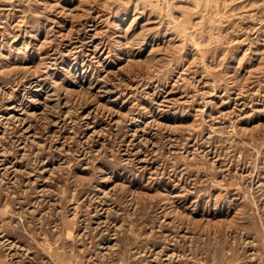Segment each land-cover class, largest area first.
<instances>
[{"label":"rangeland","instance_id":"obj_1","mask_svg":"<svg viewBox=\"0 0 264 264\" xmlns=\"http://www.w3.org/2000/svg\"><path fill=\"white\" fill-rule=\"evenodd\" d=\"M0 264H264V0H0Z\"/></svg>","mask_w":264,"mask_h":264}]
</instances>
